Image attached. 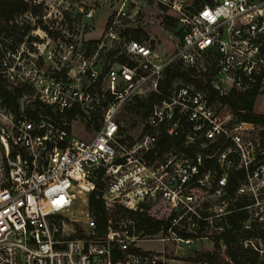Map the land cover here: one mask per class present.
Wrapping results in <instances>:
<instances>
[{
	"label": "built area",
	"instance_id": "built-area-1",
	"mask_svg": "<svg viewBox=\"0 0 264 264\" xmlns=\"http://www.w3.org/2000/svg\"><path fill=\"white\" fill-rule=\"evenodd\" d=\"M27 1L41 11L28 9L15 18L19 26L31 27L23 39L0 29V264H171L162 251L132 249L141 233L130 231L132 220L109 218L106 231L98 232L88 195L99 170L109 211L117 203L157 207L163 216L158 219L171 220V239L184 245L191 238L171 227L196 234L200 222L221 221L237 195L251 198L247 209L264 203L261 127L220 113L226 106L209 103L191 84L179 82L152 104L138 138L119 133V114L128 100L157 91L173 62L197 67L200 54L212 59L218 96L264 94V0H120L106 20L104 39L110 47L118 43L130 63L107 58V64L98 58L101 42L92 55L91 41L75 31L65 6L71 0ZM80 2L78 14L90 19L94 4L85 8ZM142 2L166 8L178 23L172 54L162 58L145 40L126 37L123 20L131 18V5ZM77 117L95 129L90 139L73 132ZM161 129L182 136L187 146L203 139L208 152L163 151ZM204 157L214 158L218 167L202 170ZM237 170L243 178L233 197L227 181ZM251 218L264 225V214ZM214 229L220 232L221 226Z\"/></svg>",
	"mask_w": 264,
	"mask_h": 264
},
{
	"label": "trees",
	"instance_id": "trees-1",
	"mask_svg": "<svg viewBox=\"0 0 264 264\" xmlns=\"http://www.w3.org/2000/svg\"><path fill=\"white\" fill-rule=\"evenodd\" d=\"M31 9L33 14H39L41 9L39 6L30 4L27 0H0V29H4L8 33L15 34L19 39L30 31L31 27L28 24L19 26L14 22L15 18L21 15L23 12ZM167 21H174L170 16L166 17ZM107 25V24H106ZM179 35V31L177 32ZM127 38H134L137 40H146L147 35L142 29L131 30V35ZM32 39L31 36L28 37ZM99 41L92 40L88 45V52L92 53L96 49ZM107 58L113 61V58L120 63H130V60L125 54L120 53L119 49H110L107 52ZM211 58V57H210ZM211 71H212V59H211ZM212 72L209 70H202L196 66L184 65L181 61H176L165 67L161 80L158 83L157 91L149 93L146 97V101H142L135 97L136 108H145V116L150 111L152 104L160 98L169 96L172 89L179 83L191 84L195 88L204 92L206 99L209 103L216 101L217 103L226 106L225 111H229L238 121L253 122L260 127L264 128V113L255 112L254 102L257 97L256 91L250 90L245 92L230 91L226 95L218 96L216 90L212 86ZM2 94L6 98L9 104L15 106V99L11 93L5 89L2 90ZM98 126V125H96ZM264 134V131H261ZM204 142L203 139L196 140L191 146H187L182 136H170L166 133L165 129H161L158 134V145L161 150L168 151L169 149L180 150L187 154H193V152L202 151L204 154L208 152L209 148L201 146ZM218 163L211 157H204L202 170H211V168H217ZM98 180L95 188L88 195V205L91 215L96 221V229L99 233L106 231L109 218L113 219V211H109L101 197L102 181L100 180L102 172L98 171ZM243 178V171L237 170L229 175L228 178V190L234 197L236 184ZM251 198L248 196H236L233 202V207L229 213H227L221 221L215 223V226H221V231L215 233L214 238V251L204 254H198L197 256H190L189 260L198 262L200 264H221L219 260V253L217 249L221 246V243L225 246V254L227 255L231 264H264V253H261L259 248L245 246L240 240H251L253 238L264 239V225L255 219H252L248 213L246 205L251 203ZM116 213L123 212L126 219L133 221V228L129 226L130 231L134 230L135 233L145 232L152 233L162 230L163 233L168 232V228L171 226L170 218L156 219L149 215L146 206L140 204L136 208H129L121 204H115ZM249 221V228H245L244 224ZM200 230L195 233H187L178 230L176 227H171L174 232L184 238H193L201 236L202 229L207 227L208 224L200 222ZM221 242V243H220ZM134 251L142 252L140 247H133ZM259 258H262L259 261Z\"/></svg>",
	"mask_w": 264,
	"mask_h": 264
},
{
	"label": "rangeland",
	"instance_id": "rangeland-1",
	"mask_svg": "<svg viewBox=\"0 0 264 264\" xmlns=\"http://www.w3.org/2000/svg\"><path fill=\"white\" fill-rule=\"evenodd\" d=\"M81 0H71L67 6L70 10L68 12L69 20L72 22L75 27V31L80 34V37L86 39V41L98 40L101 42L102 47L99 50L98 58L101 61L108 63L103 55H106L109 49L117 48L120 50L118 43L110 47L108 41L104 39L105 34V25L108 16L113 13L117 8V3L120 0H83L84 7H90V4H94V14L90 19H85L81 14H78V6L81 5ZM130 17L123 20V23L128 28L126 36L131 35V30L133 29H142L147 35L145 40L148 45L154 47L156 52L160 57H166L174 52L176 42L179 39L178 35V23L175 21H167L166 17L171 16V12L166 8L161 7L153 2L148 3H138L136 7L133 5L130 6ZM137 11L136 15H133ZM103 41V43H102ZM94 53V52H93ZM92 53V55H93ZM197 67L199 69L203 68L211 72V58L207 54H200L197 57ZM151 93L150 90H147L145 93L136 94L130 100L126 102L123 109L119 114V133L120 135L127 139H136L143 132V122L145 119V108H136L135 97L142 101H146L147 95ZM260 100L262 104L257 106L254 111L264 113V94H260ZM257 98V97H256ZM225 109V108H224ZM219 112H225V110ZM94 128L86 125L83 120L76 118L73 125V132L82 137L83 139H90L94 134ZM261 131H264V128H260ZM262 140L264 141V134L261 133ZM261 199H264V193L260 196ZM121 204V203H117ZM123 205V204H121ZM132 207V206H129ZM148 207V206H146ZM86 205L81 206L79 209H85ZM113 210V221H117L120 218L127 217L123 212L116 213L117 209L115 207ZM149 215L158 219V217H163L160 215L159 210L155 211L157 207L147 208ZM256 212L259 215L264 214V203H261L257 206H251L248 208V213L250 216L256 215ZM128 218V217H127ZM126 219V218H125ZM215 223L208 224L207 227L202 229L201 236L191 238V241L188 245H184L179 241H174L171 238L174 237L169 231L163 233L162 230L145 233L141 232L138 234V238L135 241L137 245H142V247L151 248L150 251L155 252L161 250L164 252L170 259L171 264H200L198 262H193L189 260L190 256H197L198 254H204L207 252L214 251V238L212 237L216 230L214 229ZM182 228V225L179 226ZM162 238H170L165 241H162ZM253 245H256L259 249L264 250V239L253 238L251 239ZM245 246L254 247L251 243H246L245 240H240ZM221 243V242H220ZM179 245L183 247L184 253L175 255V247ZM219 253V260L221 264H231L227 255L225 254V246L221 243V246L217 249ZM262 258H259V261ZM209 264V263H205Z\"/></svg>",
	"mask_w": 264,
	"mask_h": 264
},
{
	"label": "crops",
	"instance_id": "crops-1",
	"mask_svg": "<svg viewBox=\"0 0 264 264\" xmlns=\"http://www.w3.org/2000/svg\"><path fill=\"white\" fill-rule=\"evenodd\" d=\"M260 94H258L257 95V98L255 99V102H254V107H253V109L255 110L256 109V107L257 106H259V105H261L262 104V100H260L259 98H260ZM256 112V111H255ZM258 113H260V112H258ZM263 113V112H262ZM137 247H140L142 250H148V251H150V249L151 248H147V247H142V245H137ZM161 250H157L156 252H160ZM182 253H184V251H182V250H180V252H179V254H181L182 255ZM197 264V263H196Z\"/></svg>",
	"mask_w": 264,
	"mask_h": 264
},
{
	"label": "water",
	"instance_id": "water-1",
	"mask_svg": "<svg viewBox=\"0 0 264 264\" xmlns=\"http://www.w3.org/2000/svg\"><path fill=\"white\" fill-rule=\"evenodd\" d=\"M181 249L178 250V253L180 252Z\"/></svg>",
	"mask_w": 264,
	"mask_h": 264
}]
</instances>
